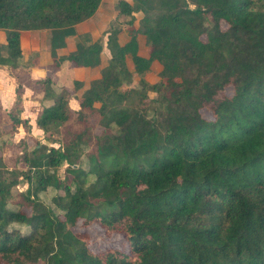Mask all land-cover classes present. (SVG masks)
<instances>
[{
  "label": "trees",
  "instance_id": "1",
  "mask_svg": "<svg viewBox=\"0 0 264 264\" xmlns=\"http://www.w3.org/2000/svg\"><path fill=\"white\" fill-rule=\"evenodd\" d=\"M101 3L0 0V68L18 82L9 130L0 105V264H264V0H120L130 33L153 43L151 57L111 31L110 61L75 110L68 88L29 75L21 32L49 29L61 64L97 67L103 42L76 26ZM73 36L75 49L60 55ZM128 51L138 74L159 59L163 81L123 89ZM24 84L42 94L38 127H62L59 146L15 140L20 127L32 131L21 117ZM5 146L16 150L12 166ZM22 181L27 189L15 190ZM49 187L63 190L51 204L41 199ZM79 220L122 234L124 247L92 250L73 230Z\"/></svg>",
  "mask_w": 264,
  "mask_h": 264
},
{
  "label": "rangeland",
  "instance_id": "2",
  "mask_svg": "<svg viewBox=\"0 0 264 264\" xmlns=\"http://www.w3.org/2000/svg\"><path fill=\"white\" fill-rule=\"evenodd\" d=\"M120 0H102V3L100 5V7L98 8L97 12L95 13L94 16H92V18H89L90 20L87 23L81 24L80 28H81V32L78 34H85V33H89L91 36V39L93 41L95 40H101L103 42V51L101 54V64L98 67V72H97V78L101 77L102 74V70L108 65L109 61H110V51L107 48V41H108V37L111 31H113L114 29H118L119 34H118V39L119 42L123 45H128L132 42H135V44H132L131 47L133 48V45L136 46L137 48V54L145 56V57H151V53L152 50L154 48L153 43L144 35V34H137V35H132L130 33V27L128 24V21L130 20L129 16H125L123 15L119 8H118V2ZM130 3L133 4L134 0H127ZM136 16V20L134 21L133 26L138 28L140 26V19L142 18L143 14L142 13H135ZM223 27L226 28L227 24L224 22L223 23ZM90 28L92 30H94V34L88 31H83L84 29ZM83 31V32H82ZM78 37L77 36H73L70 37L69 40L70 42H72L74 45L76 44ZM68 41V39H67ZM62 55V54H61ZM133 53L131 51L127 52V56H126V62H127V66L129 68V70L132 73V82L130 85H124L123 89H128L129 86L132 85H137L141 79H144L146 82L150 83V84H154L158 81H163V77L161 76V70L163 69V64L159 59H154L153 63L150 67L149 70H147L146 72H144L143 74H138L135 71V67H134V62H133ZM104 60V62H103ZM68 63V62H67ZM70 64H73L70 62ZM102 66H104V68H102ZM96 67V68H97ZM48 77V76H47ZM71 77V76H70ZM186 78L188 77V74H184L182 78ZM73 79L69 80L66 79V81L63 78H59V84L56 85L62 87H66L69 89V91L72 94V101L70 107L72 109H74L72 107L73 104V99H77V103L76 104H80V98L81 95L83 93L84 90H86L89 85L90 82L94 79H90L92 78V75L89 74L87 71H78L77 74H74L72 76ZM95 78V79H97ZM182 78H179L180 80ZM23 79L25 80V75L23 76ZM90 79L91 81L89 82ZM88 80V81H87ZM76 81H81L83 86L82 88H76ZM65 83V84H63ZM227 93L228 94H232L233 93V89L231 87L227 88ZM151 96H155L156 93L151 91L150 92ZM79 101V102H78ZM70 104V103H69ZM97 106H99V104H96ZM78 107V105H76ZM80 107H78L79 109ZM75 109V110H78ZM32 111V110H30ZM36 112V110L34 111ZM203 116L206 119H212L213 118V112L211 110H207L206 108L202 110ZM37 116V113H34V117ZM4 117V116H3ZM93 122H95L97 124L96 130L99 132L101 130L100 125L98 124L99 122V116L96 114L93 118ZM6 127H8V130L11 128V122L10 124H8ZM4 127V128H6ZM7 129V128H6ZM25 129L22 127L19 129L18 134L15 135V140H20L21 138L27 137V146H34L35 143L37 141L47 144L48 146H59L58 142H61L64 138L63 136V130L61 126H58L57 124L53 125L52 128V135L51 134H46V133H41L39 136L35 137V135H33V131H31L29 134H27L26 131H24ZM7 136H4L2 138H0V142H4L7 140ZM52 140H55L56 142H52ZM28 150H30L31 148L27 147ZM15 152L13 148H9L8 146H5L4 149V155L6 159H9V164L12 166V164L14 163V160L16 158L15 156ZM65 167L66 165L62 166L59 168L58 173L60 175L61 178H63L65 176ZM27 189V184L25 181H22L15 190H23L25 191ZM56 194H63V190L62 189H56V188H52L49 187L45 192H43L41 194V199L47 203V204H51V200L52 197ZM84 220H79L77 222V224L73 227V230L75 232H80V233H87L88 237H89V246L92 250L94 251H101V250H106L109 248H121L124 247L125 245V239L124 236L122 234H107L105 233L104 229L99 225V224H93V225H85ZM24 230H26V227L23 226L22 227Z\"/></svg>",
  "mask_w": 264,
  "mask_h": 264
},
{
  "label": "crops",
  "instance_id": "3",
  "mask_svg": "<svg viewBox=\"0 0 264 264\" xmlns=\"http://www.w3.org/2000/svg\"><path fill=\"white\" fill-rule=\"evenodd\" d=\"M89 20L90 19L83 21L76 26L79 33L81 32L80 25L87 23ZM83 31H88L94 34V30L90 28L84 29ZM50 35L51 32L49 29L23 30L21 32L23 60L25 64H27L26 70L29 72V75L32 78H45L50 76L54 81L57 82V84H59L60 77L65 81L66 79L71 80L73 79L72 76L77 74L78 71H87L92 75V78L90 79L97 78L96 76L98 75V67H77L74 64H70V62L61 64L59 59H55L51 54ZM6 43V32L0 29V44ZM74 49L75 45L70 42L68 38L67 47L59 49L58 53L60 55L68 54ZM102 68H104V66H102ZM90 79H88L89 82L91 81ZM17 86L18 82L16 78L10 73V71L8 69L0 68V105L4 118L7 120V122H9L8 124L11 122L8 113L12 110L17 100ZM41 97L42 94L36 93L32 88H30L28 84L23 85L21 117L23 119H28L33 131L32 133L35 135V137L39 136L41 133H44L43 130L37 125V118L44 109ZM76 103L77 99H73L72 107L74 109H78V107H80V104ZM76 105H78V107ZM35 110L36 112H34ZM34 113H37V116L34 117ZM8 124H6L5 127ZM6 128L8 129V127Z\"/></svg>",
  "mask_w": 264,
  "mask_h": 264
}]
</instances>
